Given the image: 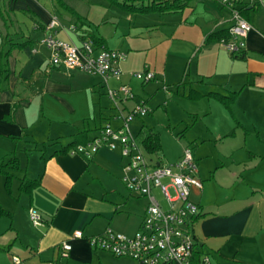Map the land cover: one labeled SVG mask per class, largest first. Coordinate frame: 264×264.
<instances>
[{"label": "crops", "instance_id": "obj_1", "mask_svg": "<svg viewBox=\"0 0 264 264\" xmlns=\"http://www.w3.org/2000/svg\"><path fill=\"white\" fill-rule=\"evenodd\" d=\"M3 1L0 155L13 154L18 166L2 164L13 179L7 187L1 172L9 197L0 204L9 215L0 216V264H11L13 254L25 264L57 262L59 244L69 239L68 264H101L111 253L92 248L88 238L108 227L133 235L148 204L122 182L117 151L102 149L91 159L69 153L71 145L85 143L106 124L118 127L121 122L114 118V105L104 102L108 95L101 77L50 63L51 51L41 40L53 15L65 26H76L73 32L59 30L58 38L76 44L90 38L96 51L104 47L127 53L122 78L109 81L113 88L129 86L135 95L124 109L131 110L139 100L152 108L154 95L169 86L162 91L165 134L178 136L180 144L168 163L191 147L203 182L201 190L191 193L200 208L192 226L198 252L210 254L218 264H264V7L244 8L252 30L245 50L236 56L219 40L232 25L231 11L215 0H175L178 10L158 12L159 23L145 22L148 13L112 10L102 0H67L81 21L56 0ZM145 67L157 78L150 81L153 87L142 83V96L134 92L131 73ZM173 94L176 101L168 98ZM177 108L194 115L192 130L188 126L175 133L170 113ZM142 119L131 123L133 134L141 149L142 144L149 149L146 140L152 136L159 151L163 136ZM28 179L38 184L23 192L21 182ZM31 207L42 214L43 226L30 224ZM78 230L83 237L72 238Z\"/></svg>", "mask_w": 264, "mask_h": 264}, {"label": "built area", "instance_id": "obj_2", "mask_svg": "<svg viewBox=\"0 0 264 264\" xmlns=\"http://www.w3.org/2000/svg\"><path fill=\"white\" fill-rule=\"evenodd\" d=\"M215 1L231 11L232 25L228 36L222 37L220 42L229 54L237 55L245 50V39L252 30L243 10L246 6L257 4L264 7V0ZM59 30L73 32L76 26H65L58 16L51 17L46 26L47 34L41 40L51 51L50 63L101 77L107 95L117 110L114 118L121 122L118 127L106 124L95 137L76 144L69 153L91 159L102 149L117 151L123 162L121 180L125 187L130 193L143 196L148 201L142 223L133 235L108 227L103 233L88 238L90 246L116 257L132 259L137 264H218L210 254L198 252L192 231L200 208L191 199V193L193 189L203 188L192 148L185 146L181 157L172 163L147 159L131 130V123L148 115L152 108L145 100H139L131 110L124 109L125 103L135 99V95L127 85L113 88L109 84L112 79L122 78V63L127 53L104 47L96 51L90 38L80 44L60 39L57 37ZM131 75L143 84L157 78L148 67ZM163 89L168 91V86ZM29 216L33 226L44 225L43 216L36 208L29 209ZM71 237L82 238L83 233L78 230ZM71 250L70 239L62 241L59 244L60 260L51 264H68ZM11 264L25 262L19 255L13 254Z\"/></svg>", "mask_w": 264, "mask_h": 264}, {"label": "rangeland", "instance_id": "obj_3", "mask_svg": "<svg viewBox=\"0 0 264 264\" xmlns=\"http://www.w3.org/2000/svg\"><path fill=\"white\" fill-rule=\"evenodd\" d=\"M102 1H104L108 5L109 4L113 5V6H111L112 10H119L118 8H120L117 5L109 3L108 0H102ZM0 3L3 5L5 3V1L0 0ZM78 7H79V11H83V9H84L83 4H80ZM63 12L64 11H62V13ZM5 15H6V13H5ZM143 16H146L143 18V20L147 23H149L148 20L154 21L156 23H159L160 20H162V18H161L162 15H159L158 12H156V13L149 12L148 14H144ZM145 18L147 19V21ZM139 71H142V70H139ZM149 84L151 87H153L154 82H152V83L150 82ZM169 85H170V87L175 86L174 84H169ZM133 88H134L135 94H139L142 96L146 95V92L144 91V88L142 86L141 81L135 79L134 84H133ZM162 91H163V89H162ZM162 91L159 90L158 93L156 95H154V99L151 100V106L154 109V112L149 113V115H146L145 117H143L142 120H139V121L144 122L145 125L147 126V128L152 130V132L154 131V133L158 134L157 131H159V133L163 136L162 148L159 151H156V152L150 151L147 147H145L142 144V151L145 154V156L147 157V159H151L153 162L161 161L162 163H168L172 159L173 153L178 148L180 141L178 139V136H175L174 134H169L168 136L165 134L168 131L167 130V124H168L167 119L168 118H167V112H166L165 106L162 103L163 101H165L164 93ZM171 95L168 98L170 100L173 99L174 101H176V99L174 98L175 95L174 94H173V96H171ZM104 102L107 103L108 105H113V103L111 102V100L108 97L106 98V100ZM180 105H181V107L187 109V106H185V104H183V105L180 104ZM174 111L175 112L173 114L170 113V117H172L174 119L173 129H174L175 133H182V131H184V128H186L188 126H189V129L192 130L194 127V125H192L194 122V115L187 116L185 113H183L181 108H177V110L174 109ZM176 120H177V122H176ZM183 121H185L186 123L185 124L182 123ZM140 122H136V123L139 124ZM195 130L196 129L193 130L194 135L196 132ZM191 136H193L192 133L188 134V136H187L188 139H190ZM140 139H141V137H140ZM198 142H199V139H198ZM199 144H201V142H199ZM213 152L214 151L212 149V151H211L212 155H213ZM1 155H0V165L6 164V163L9 164L10 159L14 157V156H12L13 154H9L8 156L1 158L2 157ZM13 173H15V175H17V176L20 175V173H18L17 171H14ZM17 182H18V180L15 183L16 187H17ZM16 187H15V192H17ZM158 196L161 198L160 195H158ZM8 197H9V195H8V193L4 187L3 174L0 171V201L7 203ZM11 201H13V199H11ZM9 205L13 206L14 203H11ZM30 224H32V222ZM101 261H102L101 264H135V261H132L131 259L116 257V256H113L111 254L105 255ZM95 264H98V260H96Z\"/></svg>", "mask_w": 264, "mask_h": 264}, {"label": "trees", "instance_id": "obj_4", "mask_svg": "<svg viewBox=\"0 0 264 264\" xmlns=\"http://www.w3.org/2000/svg\"><path fill=\"white\" fill-rule=\"evenodd\" d=\"M56 1L61 8L67 10L69 13L72 14L75 21H77V20L81 21V17L76 12V10L71 5H69L67 0H56ZM108 1H110L114 5L119 6L120 8H122L124 10L130 11V12H137V13H149V12L165 13V12H169V11H173V10L177 11L179 8V6H177L175 0H173V1L172 0H108ZM243 14L245 16L244 12H243ZM227 36H228V34L222 35L219 37V40L222 37H227ZM146 142L148 145L150 144V146H148V147H149V149H151V151H155V152L158 151V149H156L155 140L152 136H150L146 140ZM73 146H75V144L71 145L69 150ZM9 164H10L12 169L17 168V166H18L17 158H11L9 161ZM0 171L6 176V185L8 187L11 183V180L13 179V175L4 171L2 165H0ZM37 184H38V182L36 180H29V179L23 180L21 182V185H20V190L23 192L30 191ZM5 215H9V213L6 212L0 204V216H5Z\"/></svg>", "mask_w": 264, "mask_h": 264}]
</instances>
